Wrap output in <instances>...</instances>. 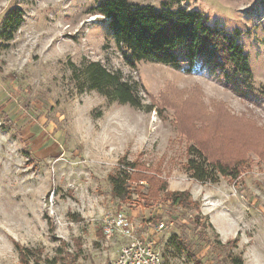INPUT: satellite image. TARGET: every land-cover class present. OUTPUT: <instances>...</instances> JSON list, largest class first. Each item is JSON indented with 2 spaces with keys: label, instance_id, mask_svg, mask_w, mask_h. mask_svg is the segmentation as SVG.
Returning a JSON list of instances; mask_svg holds the SVG:
<instances>
[{
  "label": "rangeland",
  "instance_id": "374dc122",
  "mask_svg": "<svg viewBox=\"0 0 264 264\" xmlns=\"http://www.w3.org/2000/svg\"><path fill=\"white\" fill-rule=\"evenodd\" d=\"M101 1L0 0V264H108L127 243L105 235L115 216L154 235L165 264H264V0H179L236 35L253 75L246 98L206 72L131 67L94 14ZM15 8L24 22L7 42ZM90 62L136 85L143 108L87 89L73 71ZM192 146L239 177L192 179ZM119 172L131 176L122 198Z\"/></svg>",
  "mask_w": 264,
  "mask_h": 264
},
{
  "label": "trees",
  "instance_id": "16d2710c",
  "mask_svg": "<svg viewBox=\"0 0 264 264\" xmlns=\"http://www.w3.org/2000/svg\"><path fill=\"white\" fill-rule=\"evenodd\" d=\"M94 14L107 20L116 47L131 67L150 62L188 75L206 72L221 78L226 87L243 98L253 91L249 57L236 35L210 25L202 13L184 8L179 0H169L159 8L128 0H102L94 8ZM23 22V11L12 10L3 21L2 39L13 40ZM73 74L83 78L89 90L121 105L143 108L137 86L121 74L110 72L100 62L85 65L81 76L75 71ZM188 154L187 172L201 183L217 184L222 177L235 180L240 175L236 166L209 159L198 146L190 147ZM129 166L135 169L134 165ZM130 178L123 172L111 177L115 196H126L125 184ZM176 196L179 197L174 199L176 204L189 198L185 193ZM24 260L25 256L23 263ZM231 264L244 263L241 257L232 255Z\"/></svg>",
  "mask_w": 264,
  "mask_h": 264
},
{
  "label": "built area",
  "instance_id": "2783aa9c",
  "mask_svg": "<svg viewBox=\"0 0 264 264\" xmlns=\"http://www.w3.org/2000/svg\"><path fill=\"white\" fill-rule=\"evenodd\" d=\"M160 227L164 225L157 227V231L161 230ZM104 232L108 238L117 233L127 240L117 257L108 264H165L155 236H138L134 224L128 218L115 216L106 220Z\"/></svg>",
  "mask_w": 264,
  "mask_h": 264
}]
</instances>
